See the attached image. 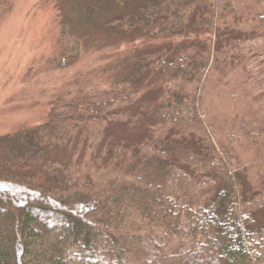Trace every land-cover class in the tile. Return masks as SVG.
<instances>
[{
	"label": "trees",
	"instance_id": "obj_1",
	"mask_svg": "<svg viewBox=\"0 0 264 264\" xmlns=\"http://www.w3.org/2000/svg\"><path fill=\"white\" fill-rule=\"evenodd\" d=\"M91 1L132 3L110 36L165 45L0 137V264H264V0ZM140 92L143 132L113 129Z\"/></svg>",
	"mask_w": 264,
	"mask_h": 264
},
{
	"label": "rangeland",
	"instance_id": "obj_2",
	"mask_svg": "<svg viewBox=\"0 0 264 264\" xmlns=\"http://www.w3.org/2000/svg\"><path fill=\"white\" fill-rule=\"evenodd\" d=\"M91 4L90 12H94L87 17ZM131 5L107 2L100 6L91 0L11 1L0 16V137L43 122L58 98L71 91H108L130 77L135 56L165 45L163 40L137 37V32L130 39L107 33L105 20ZM73 34L80 42V51H72L75 54L66 45ZM152 98V93L140 92L134 103L116 106L115 115H133L116 121L113 129L122 131L125 121H134L136 128L130 133L143 132L144 125H137L141 117L134 114L141 113ZM246 144L231 146L235 166L249 165L253 151L242 147ZM68 154L61 149L55 152L58 159Z\"/></svg>",
	"mask_w": 264,
	"mask_h": 264
}]
</instances>
